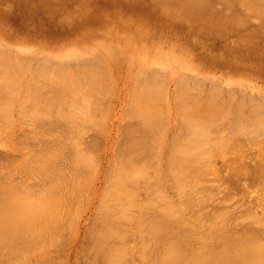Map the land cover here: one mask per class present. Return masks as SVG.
<instances>
[{
  "label": "bare ground",
  "instance_id": "obj_1",
  "mask_svg": "<svg viewBox=\"0 0 264 264\" xmlns=\"http://www.w3.org/2000/svg\"><path fill=\"white\" fill-rule=\"evenodd\" d=\"M12 108L34 145L0 176V262L87 192L84 264H124L137 236L152 264H264V0H0L7 127Z\"/></svg>",
  "mask_w": 264,
  "mask_h": 264
},
{
  "label": "rangeland",
  "instance_id": "obj_2",
  "mask_svg": "<svg viewBox=\"0 0 264 264\" xmlns=\"http://www.w3.org/2000/svg\"><path fill=\"white\" fill-rule=\"evenodd\" d=\"M12 109H13V108H12ZM17 109H19V108H17ZM12 111H13V112H12V115H11V116H13V117L15 116V117L12 119V122H11V123H13V122L16 121V122L13 124V125H14V126H13V127H14V130L12 129V130H13L12 133H10L11 131L9 132V130H11V128H13V127H12V124L10 125V123L8 122L9 125H10L11 127H9V125H8V127H7V126H6V122H5V124H4V122H3V121H5V120L0 121V122H3V124H4V126H3L2 123H1L2 127H1V125H0V133H4V134H1V135H0V140H1V141H0V164H1V165H0V173H1L0 176H2V172L5 171V169L7 170V169H9V168H14V165H15V164L17 165V163H19V161H21V155H20L19 153H22V154H23L24 152H23V151H20V148H22L21 150L25 149L24 151L27 152V151H29L28 149L30 148V146L33 148V145H34V144H32V143H34V142H33V141L31 142L32 139H29L30 137L28 136V135L32 134V132H31L30 134H28V132H27L28 135L24 136L26 133L23 132V133H24V135H23V133H22L21 131H19V127H21L22 125H23L24 128L27 126L26 129H27L28 127H30L29 129H32L33 127H32V125H30V124H33L32 122H33L34 117H31V116H30L31 118H33L32 121L30 120V119H31L30 117H29V119H28L29 121H28V120H26V121L24 120L26 124H29V125H30V126H29V125H26L25 123H24V124L19 123L20 118H21V121H23V120H22V117H19V121H18L17 118H18V116H20V114H19V115L17 114V112L19 113V111H18V110L16 111V108H15V110L13 109ZM14 111H15L16 113H15ZM14 113H15V114H14ZM13 114H14V115H13ZM17 115H18V116H17ZM11 116H10V118H11ZM10 118H9V120L11 121ZM23 118H24V117H23ZM25 118H27V117H25ZM14 119H15V121H14ZM27 122H28V123H27ZM29 122H30V123H29ZM8 123H7V124H8ZM18 123H19V124H18ZM20 124H22V125H20ZM2 128H3V129H2ZM26 129L23 130V131H26ZM1 130H3V132H2ZM6 130H7V132H6ZM18 131H19V133H18ZM27 131H28V129H27ZM33 131H34V129H33ZM20 132L22 133V138H24V137L26 138V139H25V138L23 139L24 141L22 140V138L20 139V137H18L19 134H20L19 136H21V133H20ZM29 132H30V131H29ZM7 133H10V134H8V136H7ZM17 133H18V134H17ZM13 134H15V135H13ZM16 134H17V135H16ZM2 135H3V136H2ZM4 136H6V137H4ZM23 136H24V137H23ZM2 137H3V138H2ZM27 137H28V139H27ZM31 137H32V135H31ZM33 137H34V136H33ZM17 138H18V139H17ZM12 139H13V140H12ZM16 140H17V141H16ZM20 140H22L21 143L18 142V141H20ZM33 140H35V139L33 138ZM14 141H15V142H14ZM26 141H27V142L29 141V142L26 143ZM3 142H4V143H3ZM24 142L26 143V145H25ZM16 143H17V144H16ZM22 143H24V144H22ZM29 144H30V145H29ZM31 144H32V145H31ZM19 145H20V146H19ZM24 145H25L26 148L24 147ZM27 146H28V147H27ZM16 147H17V148H16ZM18 149H19V150H18ZM30 149H31V148H30ZM17 150H18V151H17ZM4 153H5V155H4ZM6 153H7L8 155H7ZM12 153H13V154H12ZM2 154H3V155H2ZM9 155H11L10 158H8ZM12 155H13V156H12ZM16 155H17V156H16ZM2 156H3V157H2ZM18 156H19V157H18ZM7 158H8V159H7ZM15 158H16V160H15ZM17 158H18V159H17ZM5 159H7V160H5ZM11 159H13L14 162H11V163H10V160H11ZM13 160H12V161H13ZM5 161H6V162H5ZM8 161H9V162H8ZM1 162H3V164H2ZM5 163H7V164L9 163L8 165H9L10 167L8 168V165L5 164ZM10 164H12V165H10ZM2 165H3V166H2ZM6 165H7V168L5 167ZM11 166H12V167H11ZM4 167H5V169H3ZM10 170L13 171L12 169H10ZM30 173H31V171H30ZM85 175H86V174H85ZM1 178H2V177H0V179H1ZM83 178H84V177H83ZM3 179H5V178H3ZM3 179H1V181H3ZM31 180H32V179H31ZM31 180H30V182H31ZM1 181H0V182H1ZM27 181H29V180H27ZM86 181H87V178H86ZM3 182H4V181H3ZM3 182H2V183H3ZM84 182H85V181H84ZM26 183H27V182H26ZM28 183H29V182H28ZM31 183H32V182H31ZM86 183H87V182H86ZM86 183H85V184H86ZM4 184L6 185V183H4ZM0 185H1V188H2V187H3V184L0 183ZM29 185H32V184H28V187H29ZM26 186H27V184H26ZM86 187H88V186H85L84 188H86ZM31 188H32V186L29 187L28 190L31 189ZM25 189H27V187H26ZM25 189H24V190H25ZM28 190H26V192H27ZM32 190H33V188L31 189V191L28 192L29 195H30V192H32ZM86 191H88L87 188H86ZM22 192H23V191H22ZM22 192H21V194H23V196H27V195H25L26 192H25V193H24V192L22 193ZM28 193H26V194H28ZM85 194H87V192H84V193H83V196H84ZM83 196H82L81 199L79 200V204H78V202L75 204L76 200H75V202L72 201V200H70V201L74 202V203H72V202L69 203V204H72V207H73V208H71V205H69V208H68V207H67V208H63V210H62V208H58V209H61V211H65L64 209H68V211H66L65 213L71 211L70 213H68V214H69V216L67 215L68 217H72V216H70V215H72L73 212H76V210L78 209L77 212H76V214H78V215H73L74 218H72V220H70L71 222L68 223L69 226H67V224H66L67 222L64 223L65 221L68 220V218H67V220L64 219L65 221L61 220V222L63 221V223H64L65 225H63V224L60 225V224H59L60 228H61V226L63 225V227H64V228L62 227L63 229H62V228L60 229L59 226H58V228L55 226L56 224L58 225V223H59L60 220H57V223H56V224H55V222H52V223H51L52 218H50L51 221L49 220V221H50L49 223L52 224V225H51V226H52L51 228H54L53 226H55L54 230H56V229L59 230V231L57 230V231H58V232H57V231H54V230L52 229V230H53V231H51L52 234L54 235V232H57V234H63V233H64L66 236L64 235V238H63V239H64L66 242H65V241L62 239V237H61V236H63V235H59V238H61L62 240H60V239L58 238V235L56 236V237L58 238V241H56V237H55V239H54V237H53L54 240H52V235H50L51 232L49 231V230H51L50 225H49V227H47V228L44 226V228H46L47 230H48V228H49V230L46 231V232H45V231H42V232H41L42 235H41V234L39 233L40 231L38 232V230H40V229L42 230V228H40V227L38 228V226H39V224H40V223H39V224H37V229H38V230H34V228L36 229V226H35V225H34V228L32 227L33 229H32V228H31V229L34 230V231H36L37 233H39V234L41 235V238H39V239H41V240H40L41 242H39V244L41 243V244H40L41 247L37 245V246L39 247V248L37 249V247L35 246L36 243L38 244V242H37L38 240L36 239V243L33 242V244H30V246H28V247H31V248L34 246V247L32 248L33 250H31V249L28 248V250H29V252H30V253L28 254V253H27L28 250H27V249H24L25 246L27 247V245H28V241H27V243H26L27 245L25 244V246H21L22 248H23V247H24V248H23V249L21 248L22 250H21V249L19 250L20 252H21V251L24 252V250H27V251H25L24 253L22 252L23 254H22V253H20V254L18 253L20 256L17 255V256H15V257H13L14 255L11 257L12 254H11V255L9 254V255H10V258H12L11 260H10L9 256L6 255L5 257H7V258L9 259V261H8V259L6 258L7 261H3V262L1 261L0 264H1V263H2V264H3V263H4V264H10V263H11V264H29V262H31V260H36V261L38 262L39 260H37V258H40L39 256H41V257H43V258L45 259V256H48V255H49L48 258H49L50 256H55V257H58L59 259H62V256H63L62 261L59 260L62 264L64 263V262H63L64 258H65V261L67 262V263H65V264H77V262L79 261V259H80L79 262H83V264H84V261H85L84 258H88V259H89V257H91L90 259H93L92 256H89L90 254L83 253V252H85V251L88 253L87 248H88L89 245H90V239H89V238H90V236H91V233H90V236L88 235L89 238L86 236L87 234L85 235V233H84V236H86V239H85V237H83V234H82V233H81L82 235L80 234L81 237H80V235L78 236V235L76 234L77 231H78V229H79V227H80L81 225H83V222L86 220V219H85L86 216L89 214V213L87 214V212H86V211H87V208H86V207L88 206V201L86 200V199H87V198H86L87 195H85L84 198H83ZM50 198H51V196H50ZM64 200H65V202H67V201L70 202V201L67 200V199H64ZM66 200H67V201H66ZM81 200H82V201L85 200L84 203H83L85 206L80 205V203L82 204ZM86 201H87V202H86ZM68 202H67V205H66V206H68ZM50 203H51V205H53V204H52V201H50ZM53 203H54V202H53ZM86 203H87V204H86ZM57 204H58V203H57ZM77 204H78V206H80L81 209L78 208ZM46 205H47V204H45L44 208L47 207ZM75 205L77 206V208L75 207ZM86 205H87V206H86ZM49 206H50V205H49ZM49 206H48V207H49ZM82 206H83V207H82ZM58 207H59V205H58ZM60 207H61V206H60ZM49 208H51V207H49ZM49 208H48V209H49ZM55 208H57V207H55ZM55 208H54L55 212H58V215H59V212H61V211H59L58 209H57V210H58V211H57ZM70 208H71V210L69 211ZM82 208H83V209L85 208V209L83 210ZM46 209H47V208H46ZM48 209H47V211H46L45 213L48 212ZM49 210H50V209H49ZM54 210H53V212H54ZM80 210H82V213H81L82 215L80 214V216H79ZM253 210H254V209H253ZM255 210H260V209H259V208H258V209L256 208ZM42 211H43V210H42ZM44 211H45V210H44ZM84 211L86 212L85 214H84ZM78 212H79V213H78ZM45 213H44V216H42V217H45V216H46ZM65 213L62 212L61 215H64ZM42 215H43V214H42ZM49 215H50V211H49ZM65 215H66V214H65ZM65 215H64V218L66 217ZM47 216H48V215H47ZM47 216H46V217H47ZM81 216H83L84 218L81 217ZM58 217H59V216H58ZM62 217H63V216H62ZM62 217H61L60 219H63ZM78 217H80V218L78 219ZM58 219H59V218H58ZM73 219H75V221L78 220V221H77L78 223H76L75 221H74V223H73ZM83 219H84V221H83ZM42 220H43V219H42ZM46 221H48V218H46ZM54 221H56V220L54 219ZM79 221H80V222H79ZM94 221H95V219L93 220V223H92V222H90V220H89V223L87 222L86 225H88V227H89V224H92V225H93V224L96 223V225L98 226V224H97V220H96L95 222H94ZM226 221H227V220H226ZM226 221H225V222H226ZM42 222H45V219H44V221H42ZM42 222H41V223H42ZM61 222H60V223H61ZM68 222H69V221H68ZM220 222H221V221H220ZM223 222H224V221H223ZM223 222L218 223V224L221 226V225H223V224L225 223V222H224V223H223ZM47 223H48V222H47ZM47 223H45V224H47ZM53 223H54V224H53ZM72 224H74L76 227H75L74 225H72ZM79 224H80V225H79ZM216 224H217V223H215V224L213 225V227H216V226H215ZM218 224H217V225H218ZM40 225H42V224H40ZM47 225H48V224H47ZM90 226H91V225H90ZM93 226H94V225H93ZM93 226H91V227L88 229V232L90 231V229H91V230L94 229ZM28 227H29V226H28ZM41 227H43V226H41ZM71 227H72V228H71ZM73 227H74V229H73ZM92 227H93V228H92ZM204 227H207V225L204 226ZM217 227H219V226H217ZM217 227H216V228H217ZM29 228H30V227H29ZM44 228H43V229H44ZM200 228H201V227H200ZM76 229H77V230H76ZM201 229H204L203 226H202ZM44 230H45V229H44ZM60 230H61V231L63 230V231H62L61 233H59ZM71 230H72V231H71ZM73 230H74V231H73ZM75 230H76V232H75ZM36 232H32V231H30V229H29V231L27 232V233H29V234H27L26 237H28V236L30 235V233H36ZM44 232H45V233H44ZM71 232H72V233L74 232L73 235L71 234ZM37 233H36V234H37ZM47 233H48V234H47ZM129 233H130V232H129ZM39 234H38V235H39ZM43 234H44V236H45V235H47V236L49 235V237L45 236V238H46V243H44V242H45V238L42 239V237H44ZM55 234H56V233H55ZM130 234H131V233H130ZM33 235H34V234H33ZM33 235L31 234L30 236H33ZM38 235H37V236H38ZM40 235H39L38 237H40ZM70 235H71L72 238H71L70 240H68V237H70ZM126 235H127L126 237H125V235H124L125 238H128V236H129V238H131V236L128 234V232L126 233ZM37 236L34 235V237H36V238H37ZM54 236H55V235H54ZM74 236H76V237H74ZM208 236H209V235H206V237L204 236V238L206 239V238H208ZM26 237H25V239H26ZM137 237H138V236H137ZM137 237H136V239H135V238L133 239V240H134V243L137 241V243L134 244L133 247H131V244H133V242H132L133 240H130V239H129L128 242H129V241H130V242H129V243H126L127 240H126L125 238H124L125 241L122 239V240H123V241L121 240L122 242H119V243L115 244L116 249H117V246H116V245H120V249H121V246H122V245L124 246L125 243L128 244V245L130 244V248H132V249H131V252L128 251L127 253H130L131 255H132L133 253L136 254V255H134V256L132 255L133 257H132L131 255L128 254V257H129V256H130V257L128 258L129 260H127V259H126V257H127L126 254H127V253L125 254V253L123 252V254H122L123 256H122V257H125V259L122 260L123 262H124V261H125V262L129 261L128 263H130V262L132 261V259H133V261H132L130 264H132V263L138 264V263H139L138 261L143 262V263L140 262V264H146V263H145V258H146V253H147V252H146V253H142V252L146 251V250H144V249H147L144 245L148 246V250H147V251H149V250L151 251V248L153 249V247L156 249L157 245H159V244H157V243L155 242V240H153L152 238H151V239H152L151 242H150V241L148 242V240H146V238H147L146 236L142 237V238H144V239L140 238V236H139L140 239H142V240H146V241H147V242H145V241L143 242V243H147V244H143V243H142L143 246L145 247V248H144V247L141 245V242H140V239H139V238H138V240H139V242H138ZM209 237H210V236H209ZM30 238L32 239V237H30ZM30 238H28V239H26V240H29ZM49 238H50V239H49ZM74 238H76V239H74ZM80 238L84 239V241H82ZM25 239H24V240H25ZM33 239H34V238H33ZM47 239L50 240V241H49L50 244L48 243V240H47ZM88 239H89V240H88ZM131 239H132V238H131ZM147 239H150V238H147ZM193 239H195V238H193ZM201 239H203V238H199V239H195V240H196V241L199 240V242H200V241H202ZM205 239H204V242L207 241V239H206V240H205ZM212 239H213V238H211V240H212ZM24 240H23V241H24ZM43 240H44V241H43ZM72 240H74V241L72 242ZM80 240H81V241H80ZM142 240H141V241H142ZM209 240H210V238H209ZM209 240H208V242H209ZM32 241H33V240H32ZM32 241L29 240L30 243H31ZM51 241H53V243H52L53 245H51ZM54 241H55V242H54ZM62 241H63V242H62ZM78 241H80L81 244H82L81 246L79 245L80 248L77 247V243L80 244V242H78ZM115 241H119V240H115ZM152 241H154V242H153L154 244H152ZM57 242H58V244H57ZM64 242H65V243H64ZM71 242H72L73 244H72ZM82 242H83V243H82ZM197 242H198V241H197ZM208 242H207V243H208ZM211 242H212V241H211ZM20 243H21V244L23 243V245H24L25 241H24V242H20ZM20 243H19V244H20ZM42 243H44V247H42V246H43ZM47 243H48V245L45 246V244H47ZM54 243H55V244H54ZM61 243H63V244H61ZM68 243H69V245H68ZM70 243H71V245H70ZM74 243H75V244H74ZM122 243H124V244H122ZM138 243H139V244H138ZM150 243L153 245V247L151 246ZM155 243H156V245H155ZM66 244H67L68 246H67ZM137 244H138V245H137ZM149 244H150V245H149ZM31 245H32V246H31ZM59 245H60V246H59ZM75 245H76V247H75ZM128 245H126V246H128ZM136 245H137V246H136ZM140 245L144 248V249L141 248V249H143V251H141L142 256H141V253H140V250H141V249L139 250V248H140L139 246H140ZM205 245H206V244H205ZM65 246H67V247H65ZM123 246H122V247H123ZM155 246H156V247H155ZM70 247H71V248H70ZM86 247H87V248H86ZM135 247L138 248V253H140V256H141V257L139 256V254H137V250L135 249ZM34 248H36V249L34 250ZM68 248H69L70 250H69ZM74 248H76V249H74ZM84 248H85V249H84ZM125 248H128V249L130 250L129 247H125ZM149 248H150V249H149ZM4 249H5V248H4ZM11 249H12V248H11ZM11 249H10V251H11ZM44 249H45V250H44ZM90 249H92V247H90ZM116 249H115V250H116ZM155 249H153V250L151 251V255H150V254H149V255L147 254V258H148V260L146 259V262H147L148 264H152L151 261H152L153 258H154V256H152V254H155V253L153 252V251H155ZM14 250H16V249H14ZM30 250H31V251H30ZM59 250H60V251H59ZM65 250H66V252H65ZM81 250H82V251H81ZM83 250H84V251H83ZM88 250H89V249H88ZM115 250H114V251H115ZM122 250H124V249L122 248ZM132 250H134V251L136 250V251L133 252ZM16 251H17V250H16ZM19 251H17V252H19ZM38 251H39V252H38ZM67 251H68V252H67ZM79 251H80V253H79ZM124 251H126V250H124ZM12 252H14V251H12ZM17 252H14L15 255H16ZM41 252H42L43 254H42ZM70 252H71V254H70ZM74 252H76V253H74ZM91 252H93V250H92ZM91 252H90V253H91ZM115 252H116V251H115ZM115 252H114V254H112L113 257H114V255H115ZM132 252H133V253H132ZM33 253H34V254H33ZM65 253H66V254H65ZM112 253H113V252H112ZM117 253H120V252H117ZM121 253H122V252H121ZM21 254H22V255H21ZM54 254H55V255H54ZM56 254H57V255H60L61 258H60V256H57ZM92 254H93V253H91V255H92ZM124 254H125V256H124ZM31 255H33V256H31ZM67 255H68V256H67ZM72 255H73V256H72ZM83 255H85V256L87 255V256H86V257L84 256V258H83ZM28 256H29V257H28ZM80 256H81V257H80ZM88 256H89V257H88ZM115 256H116V255H115ZM136 256L140 257L138 261H137L136 258H135ZM143 256H144V257H143ZM151 256H152V258H150ZM3 257H4V256H3ZM24 257H26V258H24ZM34 257H35V258H34ZM72 257H73V258H72ZM78 257H79V258H78ZM131 257H132V258H131ZM138 257H137V259H138ZM142 257H143L144 261H143V260H140ZM13 258H14V259L16 258L17 261H16V259L14 260ZM19 258H23V259H19ZM31 258H33V259H31ZM120 258H121V257H120ZM130 258H131V259H130ZM149 258L151 259V260H150L151 263H149ZM2 259H3V258H2ZM24 259H25V260H24ZM40 259H42V258H40ZM44 259H43V261H44ZM49 259L52 260L51 257H50ZM53 259H55V258H53ZM83 259H84V260H83ZM88 259H87V261L90 260V259H89V260H88ZM4 260H5V259H4ZM46 260H47V259H46ZM76 260H77V261H76ZM93 260H94V259H93ZM93 260H90V261L93 262ZM130 260H131V261H130ZM36 261H34V262H36ZM41 261H42V260H41ZM52 261H53V260H52ZM55 261H58V260H55ZM74 261H75V262H74ZM90 261H89V262H90ZM134 261H136V262H134ZM79 262H78V264H81V263H79ZM125 262H124V264H125ZM85 263H86V262H85ZM87 263H88V262H87ZM87 263H86V264H87ZM128 263H127V264H128ZM31 264H32V262H31ZM34 264H35V263H34ZM58 264H60V263H58Z\"/></svg>",
  "mask_w": 264,
  "mask_h": 264
}]
</instances>
